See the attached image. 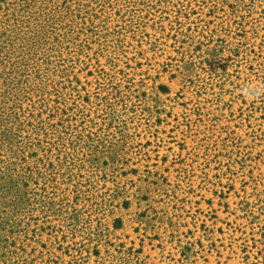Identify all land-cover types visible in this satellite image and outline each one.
<instances>
[{
    "label": "rangeland",
    "instance_id": "374dc122",
    "mask_svg": "<svg viewBox=\"0 0 264 264\" xmlns=\"http://www.w3.org/2000/svg\"><path fill=\"white\" fill-rule=\"evenodd\" d=\"M0 264H264V0H0Z\"/></svg>",
    "mask_w": 264,
    "mask_h": 264
}]
</instances>
